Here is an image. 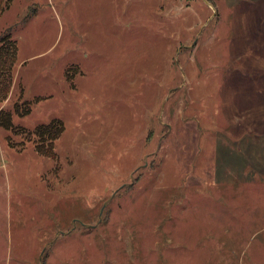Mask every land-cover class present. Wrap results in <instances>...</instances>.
I'll return each instance as SVG.
<instances>
[{
    "label": "rangeland",
    "instance_id": "1",
    "mask_svg": "<svg viewBox=\"0 0 264 264\" xmlns=\"http://www.w3.org/2000/svg\"><path fill=\"white\" fill-rule=\"evenodd\" d=\"M7 31L0 264H264V0H12Z\"/></svg>",
    "mask_w": 264,
    "mask_h": 264
},
{
    "label": "trees",
    "instance_id": "2",
    "mask_svg": "<svg viewBox=\"0 0 264 264\" xmlns=\"http://www.w3.org/2000/svg\"><path fill=\"white\" fill-rule=\"evenodd\" d=\"M12 0H0V12L5 10L11 3ZM2 45L0 47V81L1 76L4 77L7 75V71H10V78L13 79V69L17 63L18 59V43L16 40H12V31H7L2 35ZM2 84L0 82V98H2ZM10 88L4 89V98L10 93ZM19 115H28L30 112V108H26L24 111L17 110ZM0 126L5 129H13L15 127V124L12 120V114L5 110V108H2L0 110ZM64 123L60 120H53L48 125H42L39 127L37 131V139L39 137V140L36 141V147L37 150L40 153H48V155H52L49 153H52L54 150V144L55 141L58 139V137L63 133L64 131ZM48 135V136H47ZM49 143V146L47 144ZM49 148V149H48Z\"/></svg>",
    "mask_w": 264,
    "mask_h": 264
}]
</instances>
